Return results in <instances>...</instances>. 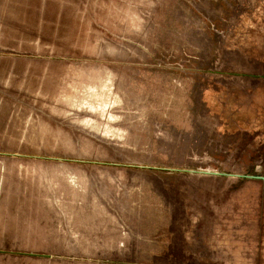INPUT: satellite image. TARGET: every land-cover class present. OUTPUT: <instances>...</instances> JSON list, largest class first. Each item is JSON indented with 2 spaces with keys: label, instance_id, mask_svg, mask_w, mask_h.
Here are the masks:
<instances>
[{
  "label": "rangeland",
  "instance_id": "rangeland-1",
  "mask_svg": "<svg viewBox=\"0 0 264 264\" xmlns=\"http://www.w3.org/2000/svg\"><path fill=\"white\" fill-rule=\"evenodd\" d=\"M264 0H0V264H264Z\"/></svg>",
  "mask_w": 264,
  "mask_h": 264
},
{
  "label": "water",
  "instance_id": "water-1",
  "mask_svg": "<svg viewBox=\"0 0 264 264\" xmlns=\"http://www.w3.org/2000/svg\"><path fill=\"white\" fill-rule=\"evenodd\" d=\"M252 177H256V178H261V179H264L263 176H252Z\"/></svg>",
  "mask_w": 264,
  "mask_h": 264
}]
</instances>
